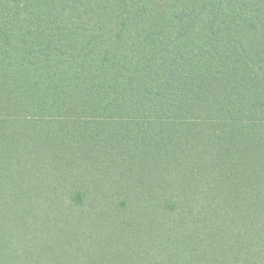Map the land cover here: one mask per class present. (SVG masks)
Masks as SVG:
<instances>
[{
    "label": "trees",
    "instance_id": "1",
    "mask_svg": "<svg viewBox=\"0 0 264 264\" xmlns=\"http://www.w3.org/2000/svg\"><path fill=\"white\" fill-rule=\"evenodd\" d=\"M95 161L104 180L140 161L249 193L264 231V0H0V178L13 210L92 213ZM165 186L146 202L156 221L195 217L198 200ZM121 189L110 211L130 231ZM170 198L176 214L163 213Z\"/></svg>",
    "mask_w": 264,
    "mask_h": 264
},
{
    "label": "rangeland",
    "instance_id": "2",
    "mask_svg": "<svg viewBox=\"0 0 264 264\" xmlns=\"http://www.w3.org/2000/svg\"><path fill=\"white\" fill-rule=\"evenodd\" d=\"M186 137L203 140L205 135L193 133ZM134 166H138L142 177L138 183L133 178ZM111 168L104 171L117 172L119 180L110 179L111 173L106 176L110 182L100 178L98 163L88 172L98 189L95 193L104 192L100 197L92 196V200L100 201L92 213H16L11 206L12 192L3 189L9 177L0 178L6 200L0 212V264H264V231L256 232L258 219L251 194L227 193L223 186L201 182L200 178L191 183L182 178L178 167L163 177L146 162H127L122 167L113 164ZM170 185L181 199L204 204H188L186 212L195 217L188 216L186 221L180 218L174 224L156 221L155 208L149 209L146 202L160 196L163 186ZM117 188H122L118 198L134 200L132 210L128 207L132 214L127 216L132 223L130 231L120 229L124 227L120 224L123 215L110 211V193ZM170 202L177 207L166 208L163 213H178L179 200L170 198ZM138 224L146 225L142 232Z\"/></svg>",
    "mask_w": 264,
    "mask_h": 264
}]
</instances>
